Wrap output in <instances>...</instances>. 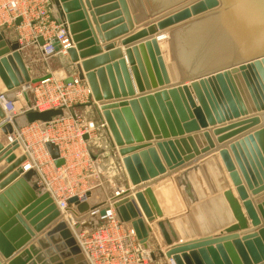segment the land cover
I'll list each match as a JSON object with an SVG mask.
<instances>
[{"label": "water", "instance_id": "95a60500", "mask_svg": "<svg viewBox=\"0 0 264 264\" xmlns=\"http://www.w3.org/2000/svg\"><path fill=\"white\" fill-rule=\"evenodd\" d=\"M169 1L133 32L128 2L118 0L109 7L120 8L112 15L118 19L103 24L96 36L79 0H50L55 19L73 40L67 54L76 72L66 81L76 77L90 86L99 120L109 128L133 187L117 190L101 204L74 195L68 199L70 212L82 215L96 208L104 216L112 205L153 260L156 245L150 223L157 216L180 212L181 204L172 184L152 189L149 181L215 149L234 187L223 195L236 222L215 236L174 245L178 238L170 221L158 220L167 249L157 254L173 264H264V0ZM99 2L93 5L97 8ZM102 11L97 8L95 13ZM131 31L121 43L130 45L127 60L113 42L104 46L105 54L86 58L101 52L99 36L112 41ZM162 32H170L171 60L161 47ZM52 45L61 50L59 41ZM50 76H33L20 43L0 31V80L8 92L23 85L35 88ZM133 81L140 96L110 101L134 96ZM24 96L29 101L27 91ZM64 114L62 108L28 109L10 122L0 104V130L13 134ZM154 136L163 140L127 146ZM46 147L56 166L63 165L59 147L53 142ZM18 149L19 142L0 139V163L8 165L0 170V264H89L50 194L40 193L33 180L36 171L22 168L26 156H19ZM146 182L150 184L143 187ZM175 182L192 203L197 201L189 170ZM167 190L171 193L165 205ZM91 194L86 192L87 197Z\"/></svg>", "mask_w": 264, "mask_h": 264}, {"label": "built area", "instance_id": "2783aa9c", "mask_svg": "<svg viewBox=\"0 0 264 264\" xmlns=\"http://www.w3.org/2000/svg\"><path fill=\"white\" fill-rule=\"evenodd\" d=\"M7 29L17 33L15 40L23 50L35 46L45 58L55 54L66 55L67 49L73 45L69 30L53 16L50 0H0V31L6 32ZM55 40L61 44L60 51L52 45ZM46 74L51 76L35 88L23 85L16 89L13 100L8 99L6 91H0V104L7 114L6 120L12 122L15 116L28 109L46 111L62 108L65 114L45 123L35 122L21 127L8 134L6 142H19L21 138L19 149L22 152L19 156H26L22 168L36 171L40 193L50 194L89 264H148L150 257L139 244L133 227L118 218L112 205L104 216H100L96 208L82 215L71 214L68 199L77 195L81 200H89L86 192L91 190H75L70 180L100 162L99 157L90 152L88 143L106 124L88 120L81 111L71 108L74 102L77 105L93 104V94L86 81L75 77L67 82L70 76ZM53 88L55 91L63 90L59 97H55ZM25 91L33 92L34 100L19 109L16 99L24 98ZM47 142L59 147L63 165L56 166L46 147ZM89 221L96 223L89 228L86 226Z\"/></svg>", "mask_w": 264, "mask_h": 264}, {"label": "crops", "instance_id": "0c3cea01", "mask_svg": "<svg viewBox=\"0 0 264 264\" xmlns=\"http://www.w3.org/2000/svg\"><path fill=\"white\" fill-rule=\"evenodd\" d=\"M100 1L97 8L99 10L103 9L101 15H97L95 12L97 8L93 5L94 2ZM102 1V2H101ZM82 12L85 13L87 20L90 23L91 30L94 31V35L98 36L100 29L102 28L103 24H110L111 22H114L118 19V17H112L113 14L117 13L120 8L118 7L116 9H110L109 7L115 5L118 3V0L113 1H103V0H79ZM129 9L131 10V14L133 17V21L135 23V29L133 32L137 31L140 27L145 25L149 20L152 19L151 15L154 11L157 10V8L162 5L169 3V0H127ZM112 8V7H111ZM54 16V15H53ZM100 18H111L104 23H100ZM118 27V26H117ZM117 27H114L112 29H115ZM99 29V30H98ZM110 29V30H112ZM7 32V31H6ZM132 31L126 35H122L112 41H104L99 36V43L98 46L100 49V53L97 55H91L86 58L91 59L95 58L97 56H100L102 54H105L107 51L104 50V46L109 43H115L116 47H119L121 49V56L127 60L125 50L127 46L130 45H122V40L128 36L129 34L133 33ZM101 34L104 36V31L101 30ZM6 35L10 38V36L6 33ZM138 42V41H137ZM134 42V43H137ZM88 48H84L83 51L87 50ZM164 55L167 58L168 53L170 54V57L172 56V50L171 49H164ZM24 55L28 53L27 48L24 50ZM59 60L54 63L53 68L55 72H63L64 76H72L75 74L76 70L74 68L73 63L71 62L68 54H55L52 57H50V60ZM81 59L80 61H82ZM169 60V59H168ZM171 60V59H170ZM127 65L130 68V65L127 61ZM51 69V70H52ZM57 70V71H56ZM33 72V71H32ZM34 76H42L34 75ZM133 78V77H132ZM133 86L135 89V95L129 96V97H121L119 99H112L110 101H116V100H122V99H130L133 97H138L142 93L139 92L137 89V86L135 82L133 81ZM0 91H6L7 97L10 100L15 99L16 97V90L13 93H10L6 90L5 86L3 85L2 81L0 80ZM32 97V98H31ZM29 101H27L25 98H19L16 99L17 107L20 109L24 108V105L26 103H32L34 100V96L29 94ZM93 110V117H95L97 120L100 119L99 114L96 112L95 108L92 106ZM83 111V110H82ZM85 114V110L83 111ZM88 115L91 114L90 108L87 109L86 112ZM100 121V120H99ZM219 126V125H217ZM211 128H208L211 131ZM0 130V139L3 142H6L7 135L3 134ZM185 137L188 136L187 134L184 135ZM213 139L215 140V145H218L214 135L212 134ZM163 139H157V136H154L153 139L150 141H144L143 143H133L132 145H127L129 147L132 146H141L142 145H156L157 142L162 141ZM232 140V139H230ZM230 140L226 141L229 142ZM113 144V143H112ZM113 147V145H112ZM117 148V147H116ZM113 147V154H116L115 156L112 154V157L116 158V161L120 160V155L118 153V150ZM16 153L19 155L20 153L18 150ZM120 167H119V180L118 184L113 186L114 193H116L117 190H124L127 186L133 190V187L129 183V179L127 177V174L125 172V169L119 161ZM3 166V167H2ZM7 163L5 161H2L0 163V170H4L7 167ZM5 167V168H4ZM197 169H194V168ZM186 170H189V179L193 184L195 193L197 194V201L192 203L188 196L183 191V187H179L176 182L175 178L176 176H179L182 172H185ZM33 180H36L35 177H33ZM169 180V182L167 181ZM151 182V184L149 183ZM146 182L142 186L144 187L146 184H150L149 186L152 189H157L160 187L161 184H172L175 192L177 193V196L179 198V202L181 204V211L170 214L168 216H157V219L150 223V226L152 228V241L155 243L156 247L152 248V252H155L157 254L158 250H166L167 246H165L163 237L161 235V232L159 228L156 226V222L158 220L168 219L177 235L178 241L174 243L176 244H182L186 242H190L192 240H196L203 237L208 236H215L217 234H220L221 231H223L226 227L230 226L231 224L235 223V219L233 217L232 211L227 203V201L224 198L223 192L227 190L228 188H234L233 184L231 182V179L229 177L228 172L226 171L223 162L219 156V153L213 149L206 155H200L196 156L194 159L185 162L184 165L179 167L177 171H170L168 169V172L166 174L160 175L156 179ZM168 182V183H167ZM142 191L144 188L141 189ZM113 193V194H114ZM165 193V194H164ZM171 193V192H170ZM169 190L163 192V200L164 204H169L168 202V194ZM112 194V190L110 193H97L94 196H91L89 198L90 202L93 204H101L104 201L108 200L109 195ZM93 199V200H92ZM96 199V200H95ZM90 222V221H89ZM96 222H90L86 224L87 227H93ZM83 227V225H82ZM161 257L160 255L158 256ZM162 262L165 264H168L170 261L166 258H160ZM171 263V262H170ZM173 264V263H172Z\"/></svg>", "mask_w": 264, "mask_h": 264}, {"label": "rangeland", "instance_id": "374dc122", "mask_svg": "<svg viewBox=\"0 0 264 264\" xmlns=\"http://www.w3.org/2000/svg\"><path fill=\"white\" fill-rule=\"evenodd\" d=\"M189 1V0H188ZM7 34L10 36L11 39L15 40L17 33L12 30V29H7L6 30ZM168 42L164 43L165 48L164 49H171V40L168 39ZM28 53L25 56V61L27 62L28 67L31 69L32 75H44L48 72L50 73H55L58 74V76H64L65 74L63 72H55L53 68V65L55 62L59 61L57 60H50V58H45L43 57L38 49L35 46L31 47H26ZM167 58L170 60V54L168 53ZM55 67V65H54ZM52 69V70H51ZM33 71V72H32ZM57 71V70H56ZM60 77V78H61ZM63 90H57L53 88V93L55 97H59L61 95V92ZM30 95L34 96L33 92H29ZM25 98V97H24ZM32 98V97H31ZM92 106L94 107L93 104H87V105H77V103H73L71 108H75L78 111H83L85 110V117L88 120H94L96 123L99 124V120H97L95 117H93V110ZM90 108L91 114H87V109ZM83 110V111H82ZM97 112V111H96ZM114 142L112 134L109 130V128L106 126L104 129L99 128L98 134L96 137L91 139L88 143L89 145V150L92 154L97 155L99 157L100 162H98L95 167L92 166L88 170H83L81 176H72L70 183L71 185L75 188V190H80V189H89L94 191V193H110L112 190V194L109 195L108 199L112 197L113 193L115 190H113V186L118 184L119 180V167H120V160L116 161L115 157H112L113 154V147L112 143ZM114 156L116 154H113ZM121 182H123V179ZM119 180V181H120ZM95 195V194H94ZM92 195V196H94ZM156 258L148 262V264H165L164 262L161 261V257L159 258L158 254L155 253ZM172 264V262L168 263Z\"/></svg>", "mask_w": 264, "mask_h": 264}, {"label": "bare ground", "instance_id": "6f19581e", "mask_svg": "<svg viewBox=\"0 0 264 264\" xmlns=\"http://www.w3.org/2000/svg\"><path fill=\"white\" fill-rule=\"evenodd\" d=\"M159 38H160L159 40H160V43H161V47H162V48H165L164 43L168 42L167 40L170 39V32H162ZM11 115H12V114H11ZM10 117H11V116H10ZM2 135H3V133H2ZM2 135H1V136H2ZM18 141H19L20 143H22L21 138H19ZM18 152L21 153L22 150L19 149ZM2 167H3V166H2ZM4 168H5V167H4ZM94 194H96V193H94V191H92L91 196L94 195ZM92 200H93V199H92ZM95 200H96V199H95ZM74 237H75V235H74Z\"/></svg>", "mask_w": 264, "mask_h": 264}]
</instances>
